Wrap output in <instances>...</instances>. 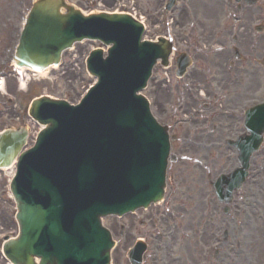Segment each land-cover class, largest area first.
Wrapping results in <instances>:
<instances>
[{
    "label": "water",
    "instance_id": "1",
    "mask_svg": "<svg viewBox=\"0 0 264 264\" xmlns=\"http://www.w3.org/2000/svg\"><path fill=\"white\" fill-rule=\"evenodd\" d=\"M140 35L127 16L84 17L65 0L33 5L14 58L18 67L43 71L85 39L113 46L106 62L93 54L89 68L99 85L80 108L46 99L32 103L30 116L46 126L32 151L20 154L25 130L0 135V169L18 159L12 193L20 235L4 246L12 264H36V257L39 264H108L112 245L100 217L163 196L167 137L135 93L168 48L160 42L150 53Z\"/></svg>",
    "mask_w": 264,
    "mask_h": 264
},
{
    "label": "rangeland",
    "instance_id": "2",
    "mask_svg": "<svg viewBox=\"0 0 264 264\" xmlns=\"http://www.w3.org/2000/svg\"><path fill=\"white\" fill-rule=\"evenodd\" d=\"M73 1L84 12L94 11H107L112 10L120 5L127 4L128 0H102L100 3L95 4V0H70ZM140 7L143 15L149 18L150 2L148 0H139ZM21 4L30 5V0H0V55L3 49L7 48L12 41L16 23L18 21V12ZM204 14V13H203ZM218 17L221 20L220 12ZM203 19V18H201ZM222 26L220 25V28ZM15 36V35H14ZM98 46L93 43H84L76 46L71 52L64 55L62 65L45 74L41 77L31 79L28 83L25 93L19 90V85L16 78L11 74V70L5 79V91L1 93L0 103V130L8 126L21 127V118L18 114L22 113V109L26 108L33 98L40 95H51L55 98L66 99L71 103H75L85 93L86 87L92 82L84 69V60L89 54L92 47ZM148 95V93H145ZM11 99L12 102H9ZM37 130V129H36ZM35 130V131H36ZM223 132L222 137L214 136L211 141L220 143V138L228 137L230 130H224L222 127L218 129ZM233 133L230 135L232 136ZM185 135L184 137H187ZM218 149L226 150L224 145L216 146ZM228 151V150H227ZM231 153V151H228ZM264 152V148H263ZM263 152L254 157L251 162V169L249 172V181L244 187L249 195L250 190L255 189L258 194L254 202L247 201L246 207L248 208L247 218L242 220L240 214L241 206L243 205L242 196L237 193L231 205L229 217L220 215L219 219L214 220L212 215L218 212V208H222L215 204L212 197V189L209 187L210 180L221 173L231 172L237 164L231 158H218V152L215 154L217 160L204 159V161L192 162L196 163V169L191 170L186 163L180 160L177 165L171 169L172 174L179 176L182 188L179 190V201H186L183 205L175 208L174 219L171 223L177 224L176 229L164 232L163 238L159 239L156 245L155 255L157 264H200L203 259V250L207 249L211 243H214L215 236L221 241V261L220 264H264V155ZM215 152H213L214 154ZM209 166V168H207ZM208 176V180H207ZM174 177V176H173ZM7 174L0 173V235L5 233L16 232V225L12 223V216L15 213L14 204L10 200L6 181ZM174 180V178H173ZM207 180V181H206ZM170 181H172V176ZM169 181V182H170ZM252 181V182H251ZM173 185V182L171 183ZM258 187H262L259 189ZM261 191V192H260ZM263 191V192H262ZM195 195L194 200H192ZM255 195V193H254ZM170 189L166 193V201L169 202ZM207 198V199H206ZM192 200V201H191ZM208 205L206 206V203ZM195 205V206H192ZM192 206V207H191ZM162 207V206H161ZM207 207V209H206ZM234 210V212H233ZM191 212L190 217H186V224L191 231L195 233L191 245H194L197 250L194 251L193 257L190 258V253L187 247L180 250L181 241H177L184 233L183 219L178 218V215L184 212ZM233 213V216H232ZM178 218V219H177ZM203 222V223H202ZM106 226L112 229V221H106ZM114 227V226H113ZM224 235V240L222 237ZM226 238V240H225ZM224 242V243H223ZM1 249V246H0ZM210 250V248H209ZM208 250V251H209ZM119 248L113 253L114 264H119ZM229 256V260L226 256ZM181 258V259H180ZM119 259V261H118ZM0 264H8L2 257L0 250Z\"/></svg>",
    "mask_w": 264,
    "mask_h": 264
},
{
    "label": "flooded vegetation",
    "instance_id": "3",
    "mask_svg": "<svg viewBox=\"0 0 264 264\" xmlns=\"http://www.w3.org/2000/svg\"><path fill=\"white\" fill-rule=\"evenodd\" d=\"M207 1V0H206ZM222 2L224 0H221ZM258 5L255 7L244 6L243 13H247L249 18L242 20L240 28H238L239 40L236 43L240 50H243V63L235 65L229 64V59L234 52V48L225 47V42L222 37L216 42L222 44V51L217 56L211 51V43L214 41L216 32L215 29L209 28L206 24L198 22L197 26L187 25L190 18V13L193 16L199 14L200 8L207 9L204 0H188L187 4L180 9L177 15L175 25L169 27L167 22V35L171 34L174 39V46L177 52L188 53L194 59V66L185 76L178 80L172 79L176 74L175 66H171L165 73L163 84H158L155 90L156 107L161 115L166 113L165 105L168 103V98L172 92L178 96L179 101L175 108V113H188L194 108L197 110V115L205 113L215 108L216 104L212 101L198 103L194 96L199 94L200 89H203L206 97H218L231 95V109L234 111L244 108L251 104L252 101H261L264 98V77L258 72L257 63L252 67V61L249 58L251 53L261 55L264 47L263 40H251V32L254 21L258 24H264V0H258ZM217 6H223V3L217 2ZM205 17L211 16L204 14ZM210 20V18H205ZM228 34L222 31V35ZM203 48L205 50H203ZM228 48V49H227ZM253 48V52H251ZM229 58L227 59V57ZM253 68V71H251ZM185 96L191 102L185 100ZM243 104V106H241ZM241 106V107H240ZM149 225H144L146 234L153 236L152 232L157 223L156 213L148 212L143 214ZM130 231L134 227V221L130 224ZM139 234V232H137ZM129 240L126 242V246Z\"/></svg>",
    "mask_w": 264,
    "mask_h": 264
},
{
    "label": "bare ground",
    "instance_id": "4",
    "mask_svg": "<svg viewBox=\"0 0 264 264\" xmlns=\"http://www.w3.org/2000/svg\"><path fill=\"white\" fill-rule=\"evenodd\" d=\"M23 86H21V88H22ZM13 173V170H10L9 172H8V174H12ZM263 192V191H262ZM264 193V192H263ZM264 244V243H263Z\"/></svg>",
    "mask_w": 264,
    "mask_h": 264
}]
</instances>
